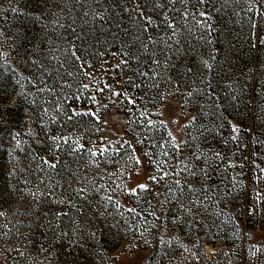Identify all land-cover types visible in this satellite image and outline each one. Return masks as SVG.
Instances as JSON below:
<instances>
[{
	"label": "rangeland",
	"instance_id": "1",
	"mask_svg": "<svg viewBox=\"0 0 264 264\" xmlns=\"http://www.w3.org/2000/svg\"><path fill=\"white\" fill-rule=\"evenodd\" d=\"M191 1L195 2H188ZM238 1H241V8L233 4L230 6L234 8L232 16L235 23L242 24L250 18L246 10L249 4L246 0ZM175 2L0 0V76L5 78V75H9L14 87L11 92L0 95V177L6 172L15 188L11 195L7 194L0 200V264H56L46 254V247L34 245L27 235L36 223L45 224L51 214L56 216L57 212L66 211L72 201L83 195L85 185L99 192V196L114 199L118 205L129 208L128 195L138 188H147L152 180L143 157L129 150L132 144L127 150H119L124 142H129L126 136L130 122L127 114L129 109L126 100L120 103L118 97L120 92L125 94L127 76L119 75L122 70L119 63L125 62L127 52L109 38L111 33L107 31L111 29L116 10L120 7L125 14H118L121 18L127 17L128 24H134L131 20L137 19L146 28L152 26L157 29L160 25L170 27L169 31L158 30L155 38L143 41L140 36L136 38L142 43L141 51H145L149 45L153 52L152 66L142 73L149 86L147 105L141 112L147 117V125L152 131H158L161 127L166 130L170 142V145L165 146L167 151L171 152V147L178 150L182 147L193 120V111L186 102L188 89L177 86L181 80L178 68L166 63L167 60H177V55L172 52L178 42L177 30L171 19L173 15L168 12V7L173 9ZM252 4L256 11L253 18L254 39L264 44V0H254ZM231 31L233 34L225 46V53L231 62L230 79L234 83L229 86V90L233 102L239 105L250 80L251 83L264 82V49L260 48L254 63H245L248 53L245 49L246 32L241 27ZM87 34L93 40L86 37ZM32 41L37 43L35 47L38 49L35 51L41 54V59L36 61V65L33 64L38 74L35 78V81L37 77L39 79L37 83L28 80L27 75L17 68V46L24 42L31 49ZM78 46H85L88 52L94 48L102 53L101 56L94 52L87 53L98 61L81 67L78 72L82 92L93 90L105 94L101 88L108 90L106 94L109 92L102 100L94 96L95 103L91 104L93 118L84 119L88 122L83 125H89L91 128L88 133L92 134L90 140L87 138L88 144L91 143L87 149L81 124L76 123H81V114L87 113L89 109L72 102L76 92V89L72 91L76 66L70 61L69 55L73 49H80ZM130 62L137 64V72L142 67L136 55ZM169 66L174 70L171 77L163 71L164 67ZM173 80L177 82L171 86ZM28 84L33 85L30 90L27 89ZM250 86L253 87V84ZM39 92L43 93L35 95ZM19 101L24 103V108L18 124L15 117H12V121L4 119V114ZM128 102L135 104L134 97H128ZM237 115L235 117H240ZM73 124L76 125L72 127ZM230 129V157L233 158L228 162L229 181L233 189H239L243 195L253 192L260 205L264 202V143L261 147L255 141H264V128L250 130L234 120ZM64 149L72 153L68 159L62 155ZM169 154L173 157L168 163L170 168L178 153ZM168 171H164L162 177H167ZM43 199L51 206L53 204L52 211L45 203L42 205ZM245 213L248 212L242 208L240 217H245ZM170 238L171 246L177 247V250L172 251L163 264H202L192 244L181 247L179 238ZM240 238L235 254L242 256L244 252H257L264 256V229L260 226L249 228ZM122 248L111 255L109 262L102 264H158L149 263V253L145 251ZM222 249L217 248L216 252ZM214 250L207 245L202 249L209 264H217L211 257Z\"/></svg>",
	"mask_w": 264,
	"mask_h": 264
},
{
	"label": "trees",
	"instance_id": "2",
	"mask_svg": "<svg viewBox=\"0 0 264 264\" xmlns=\"http://www.w3.org/2000/svg\"><path fill=\"white\" fill-rule=\"evenodd\" d=\"M188 1L176 0L173 9L168 7V12L173 15L171 19L176 26L178 42L172 49L177 60H167L166 63L178 68L181 80L177 86L188 89L186 102L193 111V120L182 147L179 150L171 147V152L165 148L170 145L166 130L161 127L158 131H152L147 125V117L141 112L147 105L149 86L142 73L152 66L153 52L149 45L145 51H141L142 43L136 39L139 36L142 41L155 38L158 30L169 31L170 27L160 25L157 29L152 26L146 28L137 19L131 20L134 22L131 25L126 22L127 17L121 18L118 14H125L121 11L123 8L116 10L112 27L107 33H111L109 38L127 52L125 62L119 63L122 67L119 75L127 76V81L124 82L125 94L120 92L118 97L120 103L126 100L125 104L129 109L127 114L130 116L129 130L126 133L129 142H124L119 150H127L132 144L133 147L129 150L138 152L143 157L152 180L147 188H138L128 195L129 208L118 205L114 199L99 196V192L85 185L83 195L72 201L66 211L57 212L56 216L51 214L47 223L39 222L31 227L27 236H30L34 245L45 246L46 254L56 264L106 263L122 247L123 250L145 251L149 253V263L163 264L165 258L177 250V247L171 246L170 236L179 238L181 247L192 244L202 264L204 260L205 264H209L207 255L202 254L205 245L215 249L211 257L217 264H264V256L257 252H244L242 256L234 253L236 245L241 242L240 237L249 228L260 226L264 229V202L259 205L253 192L243 195L239 189H233L227 170L228 162L233 158L230 157L232 146L229 142L232 121L236 120L237 124L245 125L250 130L264 128V82L251 83L250 80L243 100L239 105L235 104L229 90V86L234 84L230 79L231 62L225 53L227 40L233 34L231 30L238 27L246 32L245 49L248 53L245 63H254L260 48L264 49V44L255 40L253 35V18L256 12L252 4L254 0H246L250 18L242 24L235 23L232 16L234 8L230 6L233 4L240 7L241 1ZM88 34L86 37L93 40ZM36 44L32 41V48L28 49L24 42L20 43L16 53L17 68L34 83L39 79L37 77L35 81L38 74L33 66L41 59L39 51H35L38 49ZM78 47L80 49H73L69 55L70 61L76 66L72 81V91L76 89V92L72 102L89 109L87 113L81 114V123H76L81 124L87 149L91 145L88 144L92 136L88 129L91 127L83 124L93 118L91 104L95 103V97L102 100L109 92L106 94L108 90L104 88L101 90L105 94L93 90L82 92L78 72L81 67L98 61L95 56L93 58L87 53L94 52L98 56L102 53L94 48L88 52L85 46ZM133 55L138 57V63L142 65L138 72L135 67L137 64L130 62ZM163 71L171 77L174 70L169 66L164 67ZM0 79V95L14 90L9 75H5V78L0 76ZM176 82L173 80L170 85L173 86ZM28 86L27 89L30 90L33 85ZM39 93L35 95L43 92ZM128 97H134L135 104H130ZM1 103L0 100V105ZM23 108L22 101L16 102L3 118L12 121V117H15L18 124ZM237 114L240 117H235ZM263 143V139L259 143L255 141L261 147ZM67 149L62 151L64 159L72 155ZM175 152L178 153L177 159L169 168L168 163L173 158L169 153ZM249 166L250 169L253 168L252 163ZM166 170H169L167 177H162ZM8 178L6 172L0 177V200L15 191ZM41 203H45L49 210L53 208V204L51 206L45 199ZM242 208L248 212L245 217H240ZM217 248L223 249L216 252Z\"/></svg>",
	"mask_w": 264,
	"mask_h": 264
},
{
	"label": "snow or ice",
	"instance_id": "3",
	"mask_svg": "<svg viewBox=\"0 0 264 264\" xmlns=\"http://www.w3.org/2000/svg\"><path fill=\"white\" fill-rule=\"evenodd\" d=\"M234 131H235V129H234ZM140 187H144L143 185H141Z\"/></svg>",
	"mask_w": 264,
	"mask_h": 264
}]
</instances>
